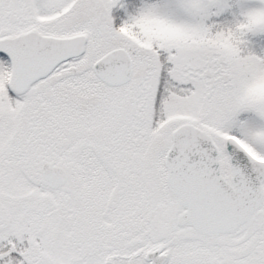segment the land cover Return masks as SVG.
<instances>
[{
    "label": "snow or ice",
    "instance_id": "snow-or-ice-1",
    "mask_svg": "<svg viewBox=\"0 0 264 264\" xmlns=\"http://www.w3.org/2000/svg\"><path fill=\"white\" fill-rule=\"evenodd\" d=\"M0 264H264V0H0Z\"/></svg>",
    "mask_w": 264,
    "mask_h": 264
}]
</instances>
